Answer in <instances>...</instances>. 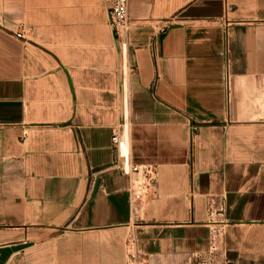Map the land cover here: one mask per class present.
I'll return each instance as SVG.
<instances>
[{
  "label": "crops",
  "instance_id": "crops-1",
  "mask_svg": "<svg viewBox=\"0 0 264 264\" xmlns=\"http://www.w3.org/2000/svg\"><path fill=\"white\" fill-rule=\"evenodd\" d=\"M128 12L119 37L104 0H0V264H195L211 196L221 264H264V0ZM125 95L129 161L157 171L137 211L111 167Z\"/></svg>",
  "mask_w": 264,
  "mask_h": 264
},
{
  "label": "built area",
  "instance_id": "built-area-1",
  "mask_svg": "<svg viewBox=\"0 0 264 264\" xmlns=\"http://www.w3.org/2000/svg\"><path fill=\"white\" fill-rule=\"evenodd\" d=\"M129 0H104L110 15V25L116 30L118 36L125 32L130 23L128 12ZM229 23L226 22V27ZM26 26H22L21 31L16 35L19 38H25L24 31ZM227 33V29L225 30ZM229 77L226 76V85L228 86ZM128 99L123 98V118L112 132V143L116 152V158L111 167L117 168L121 173L128 175V193L129 199L134 211L156 194L157 189V171L155 167L148 164H132L129 161L128 136ZM209 216L217 219L209 230V249L206 253L195 254V264H221L222 234L226 204L224 197L211 196L208 199ZM128 264H148L147 258H140L133 249L129 252Z\"/></svg>",
  "mask_w": 264,
  "mask_h": 264
}]
</instances>
